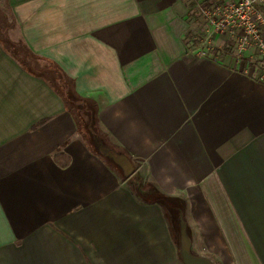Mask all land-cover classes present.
I'll return each instance as SVG.
<instances>
[{
	"label": "crops",
	"instance_id": "1",
	"mask_svg": "<svg viewBox=\"0 0 264 264\" xmlns=\"http://www.w3.org/2000/svg\"><path fill=\"white\" fill-rule=\"evenodd\" d=\"M206 35L198 0H0V264H183L134 183L216 264H264V68Z\"/></svg>",
	"mask_w": 264,
	"mask_h": 264
},
{
	"label": "built area",
	"instance_id": "2",
	"mask_svg": "<svg viewBox=\"0 0 264 264\" xmlns=\"http://www.w3.org/2000/svg\"><path fill=\"white\" fill-rule=\"evenodd\" d=\"M198 11L207 34L201 55H207L214 35L227 34L236 57L258 56L264 65V0H198Z\"/></svg>",
	"mask_w": 264,
	"mask_h": 264
},
{
	"label": "water",
	"instance_id": "3",
	"mask_svg": "<svg viewBox=\"0 0 264 264\" xmlns=\"http://www.w3.org/2000/svg\"><path fill=\"white\" fill-rule=\"evenodd\" d=\"M93 143L97 151L114 161L126 177L134 173L136 165L129 155L102 144L95 139ZM137 191L142 199L151 203H160L172 214L173 223L178 235V252L183 264H216L213 257L200 253L195 249L192 228L186 218L184 203L180 197L166 195L158 191L142 192L138 187Z\"/></svg>",
	"mask_w": 264,
	"mask_h": 264
},
{
	"label": "rangeland",
	"instance_id": "4",
	"mask_svg": "<svg viewBox=\"0 0 264 264\" xmlns=\"http://www.w3.org/2000/svg\"><path fill=\"white\" fill-rule=\"evenodd\" d=\"M233 46V45H232ZM246 59H249V60H253V62L252 63H256V64H258L259 66L261 65V59L258 57V56H254V58L252 59L251 57H248V58H246ZM263 68H264V65H263ZM137 187L139 188V186L137 185V184H132V188L134 189V191H135V193L137 194V196L142 200V201H146V200H144V199H142L139 195H138V191H137ZM140 189V191H142V189L141 188H139ZM142 192H144V191H142ZM165 207V206H164ZM166 208V207H165ZM168 210V209H167ZM166 211V210H165ZM167 212H169V215H168V213ZM166 212V218H167V220H168V222H169V224H170V226H171V228H172V235H173V238H174V241H175V247H176V250H178V245H177V238H178V235H177V231H176V229H175V226H174V223H173V218H172V214L170 213V211L168 210ZM195 249L198 251V252H200V253H204V254H207V255H209V256H211L212 257V254L211 253H207V252H203L200 248H199V246H195Z\"/></svg>",
	"mask_w": 264,
	"mask_h": 264
},
{
	"label": "trees",
	"instance_id": "5",
	"mask_svg": "<svg viewBox=\"0 0 264 264\" xmlns=\"http://www.w3.org/2000/svg\"><path fill=\"white\" fill-rule=\"evenodd\" d=\"M50 82L52 83V85H54V86H58L59 87V89H64V86H65V84H69L68 82H67V80H66V78H64L62 75H57V74H55V76H53L52 78H51V80H50ZM64 91H66V90H64ZM63 92V91H62ZM67 92V98L69 97L68 96V94L70 93V90H68V91H66ZM141 200V199H140ZM164 209L166 210V212L168 211L167 210V208H165L164 207ZM168 213V215H169V212H167ZM167 217V216H166Z\"/></svg>",
	"mask_w": 264,
	"mask_h": 264
}]
</instances>
